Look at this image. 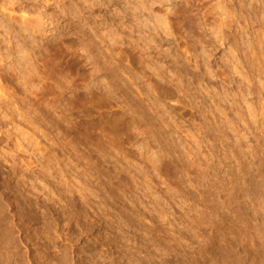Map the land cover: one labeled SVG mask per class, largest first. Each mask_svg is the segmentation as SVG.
Returning a JSON list of instances; mask_svg holds the SVG:
<instances>
[{
    "label": "rangeland",
    "instance_id": "1",
    "mask_svg": "<svg viewBox=\"0 0 264 264\" xmlns=\"http://www.w3.org/2000/svg\"><path fill=\"white\" fill-rule=\"evenodd\" d=\"M106 1L0 0V264H264V0Z\"/></svg>",
    "mask_w": 264,
    "mask_h": 264
},
{
    "label": "bare ground",
    "instance_id": "2",
    "mask_svg": "<svg viewBox=\"0 0 264 264\" xmlns=\"http://www.w3.org/2000/svg\"><path fill=\"white\" fill-rule=\"evenodd\" d=\"M106 1V0H105ZM105 1H103V0H95V3H94V5H98V6H100L101 4H104V2ZM119 0H107L106 2H107V5L109 6H111V5H118V2ZM121 1H124V2H131V1H133V2H138V7L139 8H141L142 9V7L144 6V5H148L149 7H150V10H152L151 9V6L154 4V3H172V4H178V3H185V2H188V3H192L193 1H195V0H120V2ZM41 2V1H40ZM129 4V3H128ZM135 4V3H134ZM133 4V7L135 6L136 7V5H134ZM119 5H121V4H119ZM106 6V5H105ZM124 6V5H123ZM123 6H121V7H123ZM127 6H129V5H127ZM126 6V7H127ZM130 6H131V4H130ZM86 7V6H85ZM106 8H108L107 6H106ZM124 8V7H123ZM131 7H129V8H127V9H130ZM147 8V7H146ZM135 9V8H134ZM154 9V8H153ZM218 9H220V8H218ZM107 10H109V9H107ZM126 10V9H125ZM137 10V9H136ZM144 10V9H143ZM146 10V9H145ZM115 11V10H114ZM128 12H129V10H127ZM132 11V10H131ZM140 11V10H139ZM137 12H138V10H137ZM136 12V13H137ZM231 12V11H230ZM126 13V12H125ZM131 13V12H130ZM133 13H134V11H133ZM135 13V14H136ZM139 13V12H138ZM140 13H142V11L140 12ZM145 13V12H144ZM226 13V12H225ZM229 13V12H228ZM103 14H104V12H103ZM116 14V13H115ZM124 14V13H123ZM157 14V13H156ZM65 15V14H64ZM128 15H129V13H128ZM105 16V15H104ZM123 16V15H122ZM124 16H126V15H124ZM133 16V15H132ZM113 17H115V16H113ZM131 17V16H130ZM136 17V16H135ZM139 17V16H138ZM141 17V16H140ZM228 17V16H227ZM83 18V17H82ZM106 18H108L107 16L105 17V19ZM110 18H112V17H110ZM116 19V18H115ZM114 19V20H115ZM129 19V18H128ZM140 19V18H139ZM148 19V18H147ZM228 19V18H227ZM226 19V20H227ZM133 20V19H132ZM108 21V20H107ZM127 21V20H126ZM149 21V20H148ZM158 21V20H157ZM168 21V20H167ZM104 22H105V20H104ZM116 22V21H115ZM141 23H142V21H140ZM165 22V21H164ZM138 23H139V21H138ZM223 23V22H222ZM225 23H227V22H225ZM123 24V23H122ZM127 24H129V23H127ZM143 24V23H142ZM147 24V23H146ZM167 24V23H166ZM165 24V25H166ZM71 25V24H70ZM138 25V24H137ZM143 26V25H142ZM164 26V25H163ZM133 27H135L134 25H133ZM137 27V26H136ZM140 27H141V25H140ZM139 28V27H138ZM144 28V27H143ZM166 28V27H165ZM134 29V28H133ZM132 29V30H133ZM153 30V29H152ZM151 32V31H150ZM132 45V44H131ZM7 256V255H6ZM7 258H8V256H7ZM5 259V258H4Z\"/></svg>",
    "mask_w": 264,
    "mask_h": 264
}]
</instances>
